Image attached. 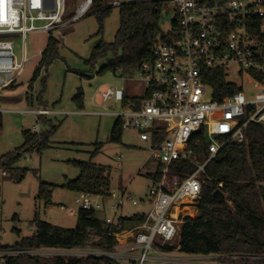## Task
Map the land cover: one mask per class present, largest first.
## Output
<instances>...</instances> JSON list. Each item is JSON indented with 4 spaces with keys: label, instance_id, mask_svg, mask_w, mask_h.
I'll return each instance as SVG.
<instances>
[{
    "label": "built area",
    "instance_id": "obj_1",
    "mask_svg": "<svg viewBox=\"0 0 264 264\" xmlns=\"http://www.w3.org/2000/svg\"><path fill=\"white\" fill-rule=\"evenodd\" d=\"M92 1L80 3L70 20L84 17ZM164 1L172 5L174 16L170 27L162 28L155 40L152 61L137 68V78L145 85L141 103L125 104L124 87H108L101 95L104 102L114 99L122 104L120 111L103 114L116 116L122 129L136 130L142 141L149 142L148 159L162 164L159 179L149 190V211L128 226L116 217L104 222L117 243L114 250L79 248L83 250L80 254H72L77 248L1 249L0 256H43L46 264H54L58 258L68 260L60 255L62 250H69L71 253L65 255L70 258L111 259L118 264H207L198 259L211 258L181 253V225L186 217L198 215L202 175L208 162L227 143L246 141L249 124L264 125V0ZM129 2L114 0L110 6ZM66 10L67 0H0V36L20 34L23 39L20 58L14 41L0 39V93L16 83L25 69L28 33L52 35L54 29L66 24ZM210 71L224 72L239 90L216 97L217 90L209 82ZM234 71L242 84L232 78ZM34 111L40 115L58 113L46 108ZM212 121L218 123L219 130L207 138ZM34 130L38 132L39 127ZM196 133L202 135V140H195L197 146L203 140L208 144L204 160L191 146ZM175 160L189 162L194 171L186 176L172 173ZM6 175L8 172L2 170L1 176ZM139 202L127 191L111 190L108 195L78 192L70 212L85 209L117 215L127 204ZM60 208L67 209L64 204ZM125 232L129 237L124 241ZM129 241L131 246L122 248Z\"/></svg>",
    "mask_w": 264,
    "mask_h": 264
},
{
    "label": "rangeland",
    "instance_id": "obj_2",
    "mask_svg": "<svg viewBox=\"0 0 264 264\" xmlns=\"http://www.w3.org/2000/svg\"><path fill=\"white\" fill-rule=\"evenodd\" d=\"M83 1L68 0V12L74 11ZM173 16L174 9L166 1L162 12L163 29L170 27ZM64 21V26L50 33L60 39L59 57L42 67L31 87L49 35L38 31L28 33L25 69L15 87L0 93L1 154L20 149L26 142L25 130L35 132L34 128L39 127V131L35 132L39 139L36 145L41 143V133L48 136L42 149L24 150L17 159L13 167L25 171L24 174L19 172V180L15 178V169L5 168L8 175L0 174V246L11 247L21 239L32 237L36 232V218L66 228L76 227L77 212H70L75 208L76 192L66 188V185L80 175V169L71 160L92 161L106 166L110 171L111 190L118 191L123 184L140 201L137 206L127 204L129 211L149 206L142 202L149 200V190L153 185L147 174L157 171L155 163L147 162L149 142L142 141L134 129H122L121 141H112V129L118 118L103 113L120 111L122 104L114 99L104 102L101 98L102 91L111 86L124 87L127 97L142 96L145 85L137 78V68L116 74L106 68L102 73H97L107 60L99 61L94 70L86 62L100 39L107 43L115 40L120 23L119 8L114 7L104 19L102 34H97L100 24L94 11L90 10L79 20ZM0 39L14 41L17 57L22 56L23 39L20 34L0 36ZM81 73H87L90 77ZM232 78L238 84L243 83L236 71L232 73ZM79 90L84 93L82 107L74 100ZM39 107L59 113L40 115L34 111ZM218 130L219 126H212L208 134L213 135ZM40 182L53 185L50 202L38 198ZM61 204L67 209H61ZM95 214L99 218L109 216L102 211ZM80 251L83 250L77 248L72 254H80ZM69 253V250L60 251V255L66 259L70 257L65 254ZM216 259L202 258L198 262L217 264ZM3 261L0 256V264Z\"/></svg>",
    "mask_w": 264,
    "mask_h": 264
},
{
    "label": "trees",
    "instance_id": "obj_3",
    "mask_svg": "<svg viewBox=\"0 0 264 264\" xmlns=\"http://www.w3.org/2000/svg\"><path fill=\"white\" fill-rule=\"evenodd\" d=\"M114 0H93L89 11H94L99 20V32L102 34L104 19L114 7ZM164 0H138L120 5V23L113 42L100 39L93 47L86 62L92 70L96 64L106 59L97 71L102 73L106 68L115 74L138 68L143 62L152 61V50L156 38L162 33V12ZM68 4V0H67ZM75 10L64 15L70 20ZM60 39L50 35L47 47L42 51L39 66L33 75L31 84L40 75L45 65L51 64L59 57ZM82 76H89L81 73ZM209 82L216 88V97H222L239 90L230 83L222 71L209 72ZM90 77V76H89ZM13 86V85H12ZM10 86L9 88H11ZM83 91L79 90L74 97L83 106ZM143 97H125L124 103L134 101L141 103ZM2 115L0 113V129ZM54 129V128H53ZM247 139L244 142L227 143L217 156L206 165V173L202 175V198L197 203L198 215L188 216L181 225V253L184 255L210 256L217 258V264H264V125L251 123L247 127ZM122 126L119 120L112 129V141H121ZM25 144L16 151L0 153V174L6 169H15L17 173L24 169L13 167L24 150L42 149L46 146L47 133H41V143L36 145L38 137L34 131L25 130ZM201 134H194L191 146L200 153L202 160L206 158L208 144L203 140L196 145L195 140ZM71 162L80 169V175L69 181L66 188L78 192H91L108 195L111 191L109 169L92 161ZM162 164L158 163L157 171L147 176L155 181L159 179ZM194 171V166L184 160H175L171 164V172L183 176ZM1 178V177H0ZM222 184V187L219 185ZM52 184L40 182L39 199L50 202ZM221 188L228 197L231 207L215 198L213 193ZM1 207V205H0ZM93 210L80 209L77 212L75 228H66L48 221L34 220L36 232L32 237L21 239L11 247L0 246V249L33 250V249H72L103 248L116 249L117 243L109 235V228L99 219ZM141 218H135L139 220ZM2 264H46L47 258L33 255H7ZM118 264L111 259L96 258H58L54 264Z\"/></svg>",
    "mask_w": 264,
    "mask_h": 264
},
{
    "label": "crops",
    "instance_id": "obj_4",
    "mask_svg": "<svg viewBox=\"0 0 264 264\" xmlns=\"http://www.w3.org/2000/svg\"><path fill=\"white\" fill-rule=\"evenodd\" d=\"M16 83H17V81H16ZM16 83H14L13 84V86L12 87H15L16 86ZM31 87H32V84H31ZM42 107H39V108H37V109H41ZM59 113V112H58ZM77 113V112H76ZM54 114H56V113H54ZM144 142H146V141H144ZM147 162H152V163H155V166H157L158 167V162H156V161H154V160H151V159H148V161ZM156 170H157V168H156ZM112 191H115V190H112ZM122 192V191H127V192H129V193H132V192H130L129 190H128V187L127 186H125V185H120L119 186V190H118V192ZM133 194V193H132ZM144 204H146V205H149L150 206V204L149 203H147L146 201H142ZM139 205V204H138ZM137 206V205H136ZM149 206H148V208H146V207H140V208H138L137 210H132V211H129V209H127V207L125 206L124 208H122L121 210H120V212L117 214V215H113V214H110V213H107L106 211H102L105 215H109V216H107V217H103V218H99V219H102L104 222L107 220V219H110V218H118V219H120V221L122 222V223H124V225L125 226H128V225H130L132 222H136V221H138V220H135V218H142L143 216H144V214H146L148 211H149ZM140 220V219H139ZM128 237H129V234H127L126 232L122 235V240H127L128 239ZM132 243V241H129V243H127L125 246H122V248L123 247H127V246H129L130 244ZM131 246V245H130Z\"/></svg>",
    "mask_w": 264,
    "mask_h": 264
},
{
    "label": "water",
    "instance_id": "obj_5",
    "mask_svg": "<svg viewBox=\"0 0 264 264\" xmlns=\"http://www.w3.org/2000/svg\"><path fill=\"white\" fill-rule=\"evenodd\" d=\"M15 178L16 180H19L21 178V174L17 173ZM213 195L215 198L219 199L221 202L231 207V203L228 201L227 194L221 188H217L214 191Z\"/></svg>",
    "mask_w": 264,
    "mask_h": 264
},
{
    "label": "bare ground",
    "instance_id": "obj_6",
    "mask_svg": "<svg viewBox=\"0 0 264 264\" xmlns=\"http://www.w3.org/2000/svg\"><path fill=\"white\" fill-rule=\"evenodd\" d=\"M212 126H218V123L213 122V121L208 123V128L206 130V136H207V138H211L212 137V135H209L208 134V130L210 131V129H211Z\"/></svg>",
    "mask_w": 264,
    "mask_h": 264
}]
</instances>
